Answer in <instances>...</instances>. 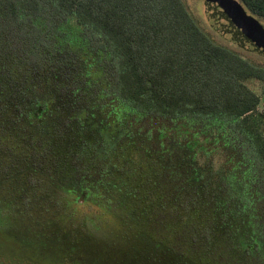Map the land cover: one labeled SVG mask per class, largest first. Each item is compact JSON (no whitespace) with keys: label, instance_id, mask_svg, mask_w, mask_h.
Returning <instances> with one entry per match:
<instances>
[{"label":"trees","instance_id":"16d2710c","mask_svg":"<svg viewBox=\"0 0 264 264\" xmlns=\"http://www.w3.org/2000/svg\"><path fill=\"white\" fill-rule=\"evenodd\" d=\"M252 78L183 0H0L1 246L32 264H264ZM214 142L234 151L217 166Z\"/></svg>","mask_w":264,"mask_h":264},{"label":"rangeland","instance_id":"374dc122","mask_svg":"<svg viewBox=\"0 0 264 264\" xmlns=\"http://www.w3.org/2000/svg\"><path fill=\"white\" fill-rule=\"evenodd\" d=\"M183 1L189 12L192 13L193 16L196 18L201 28L205 32H207L217 43L229 47L230 49L237 52L239 55H241L249 62L264 68V57L241 47L236 41V37L232 36L234 33L232 29H228L226 24H223L222 21L220 22L218 20L220 18L219 8H221L222 5H226L229 3L233 5L234 4L239 5L241 4L240 0H183ZM245 11L248 14H251L255 18H257L261 23V25L264 27L263 17L254 15L250 13L247 9H245ZM246 85L258 95L259 103L257 106V114L258 113L261 114L264 121V80L252 78L246 81ZM224 125H225V131H227V137L229 139L228 142L235 145V147H237L240 150L241 154L246 153L245 157H247V159L249 158L253 159L254 157L250 152L246 151L244 148H241L239 135L236 132H233V130L230 128V125L227 124ZM221 128H223V123L214 122L213 127L211 125V128L209 130L210 132L209 139L215 140L216 138H220L221 130H222ZM225 131L222 134H226ZM262 132L264 134V128ZM215 143L216 142L212 144L213 146L210 145L209 147L210 149L211 148L213 149L211 150L212 151L211 158L214 164L217 166L220 164L221 161L224 160V158H226L229 155V153L233 154L234 151L231 150L230 148H227L224 151L223 148H220V145ZM203 145L206 146V144ZM233 158L235 157L233 156ZM0 264H32V263L24 262L19 255L15 254L14 252H11L6 247H2L0 244Z\"/></svg>","mask_w":264,"mask_h":264},{"label":"water","instance_id":"95a60500","mask_svg":"<svg viewBox=\"0 0 264 264\" xmlns=\"http://www.w3.org/2000/svg\"><path fill=\"white\" fill-rule=\"evenodd\" d=\"M239 24L233 30L238 44L244 49L264 57V27L253 15L248 14L241 4H234Z\"/></svg>","mask_w":264,"mask_h":264}]
</instances>
